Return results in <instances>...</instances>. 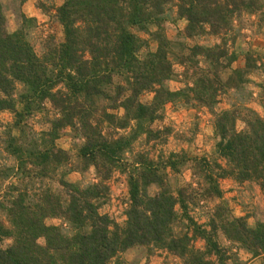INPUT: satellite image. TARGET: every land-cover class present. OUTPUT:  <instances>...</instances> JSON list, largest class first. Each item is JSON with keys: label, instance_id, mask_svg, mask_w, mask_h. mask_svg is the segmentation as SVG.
Listing matches in <instances>:
<instances>
[{"label": "trees", "instance_id": "1", "mask_svg": "<svg viewBox=\"0 0 264 264\" xmlns=\"http://www.w3.org/2000/svg\"><path fill=\"white\" fill-rule=\"evenodd\" d=\"M15 1L19 27L10 32L0 0V115L14 117L0 145L17 161L21 177L0 196V264H127L122 256L135 247L165 250L183 264H242L221 246L220 233L264 264V222L250 226L247 217H234L219 186L220 179L256 181L264 191V119L252 114L246 128L237 129L248 110L245 99L251 98L246 75L264 73V63L249 52L244 69L225 75L239 58L228 47L238 38L234 21L257 16L263 26L264 0H64L55 11L64 39L50 37L42 55L29 38L37 20L21 9L29 0ZM177 19L186 28L171 39L167 23ZM209 36L221 42L188 43ZM150 42L157 44L154 52ZM175 66L184 69L181 76ZM179 77L185 87L171 91L167 82ZM260 88L264 97V84ZM230 92L236 106L216 112L219 97ZM145 93L153 95L150 103L141 100ZM169 104L215 114L216 154L226 167L218 159L184 153L159 162L139 153L129 165L142 137L163 144L172 133L153 129ZM37 114L48 125L40 132L29 126ZM67 129L80 141L76 161L57 146ZM91 167L97 183L68 180ZM186 169L195 182L173 188L169 172L181 175ZM116 171L127 175L129 186L122 226L100 214ZM14 174L15 167L0 170L2 180ZM152 187L158 188L153 195ZM208 203L215 205L205 228L189 212ZM49 219L62 224L48 225ZM197 240L203 250L194 247Z\"/></svg>", "mask_w": 264, "mask_h": 264}, {"label": "rangeland", "instance_id": "2", "mask_svg": "<svg viewBox=\"0 0 264 264\" xmlns=\"http://www.w3.org/2000/svg\"><path fill=\"white\" fill-rule=\"evenodd\" d=\"M2 2L4 3L8 18V30L14 32L19 27L14 9L20 2L15 0H2ZM63 3L64 0H29L21 8L22 12L25 13L27 17L37 20L36 26L31 30L29 38L39 55L43 54L45 45L47 44L46 42L50 37H54L57 42H62L64 39L63 27L55 18L56 8L62 6ZM32 11H35V14H37L35 17L29 16L34 14ZM171 15L173 19L178 16L175 6L171 9ZM258 19L257 16L244 15L240 20L234 21V26L236 31H238V38L235 43L230 41L228 47L231 52L239 54V58L225 74L226 76H229L234 70L245 68L246 54L249 52L259 57V65L264 63V25H260ZM186 24L187 22L185 20L177 19L176 22H172V20L169 21L166 27L168 37L171 39L176 38L179 32L185 30ZM140 36L147 38L143 33L140 34ZM220 42L219 38L209 36L197 40H189L188 43L191 46L196 44L212 46ZM156 49L157 44L155 42H150V50L154 52ZM183 70L181 66H175L176 74L181 76ZM246 76L250 81L247 86V91L251 94V98L245 99L246 102L244 103V107H247L248 110L243 113L244 119L237 122L238 131H243L246 128L245 122L250 119V115L252 114L264 119V97L262 96V90L260 88V86L264 84V73L260 69L249 72ZM180 78L181 77H179V79ZM166 86L171 91H178L185 87V83L183 79H180L178 81H169ZM152 98L153 95L151 93H145L142 95L141 100L144 103H150ZM235 102L232 92L223 94L219 97L218 104L215 106L214 110L216 112L230 110L236 106ZM47 107L51 109L50 104H47ZM50 113L52 114V111ZM118 114H123V111H118ZM44 119L45 117L43 115L37 114L29 120V126L37 132L45 130L48 128V125L45 123ZM215 120V114L208 108H183L181 106L169 104L166 106L164 118L156 122L153 125V129L157 131L170 128L172 133L167 136L166 142L163 144L160 142L148 143L145 138L142 137L134 145V155L132 157L130 156L129 165L133 164L135 161L134 156L139 153H146L148 157L155 162L165 160L172 153H184L190 158H207L211 160L215 158L218 159V162L221 163L223 167H226L227 161L218 158L216 154L218 138L215 134ZM13 121V114L5 112L0 115V138L4 135L6 127L10 126ZM14 134H17V132L15 131ZM57 146L62 150L68 151L73 160L76 161L80 141L72 137L69 129L61 133L60 139L57 141ZM2 149L0 145V170L4 171L8 167H15L16 174L12 175L8 180H2L0 178V196L4 195V192L11 184H18L17 182L21 177L20 173L17 172V161L12 159V157ZM169 176V182L172 184L173 188L185 187L195 182L192 171L188 169L184 170L181 175H175L169 172ZM68 180L73 183H81L82 186H87L90 183H97L99 181L94 167L89 168L85 175L79 172H73L68 176ZM52 184L57 186V181L54 180ZM107 185L109 187L108 197L100 209V214L110 216L117 224L122 226L127 220L126 212L129 206L127 175L116 171L107 182ZM219 186L223 192V200L229 206L234 217H247L250 226H255L258 222H264V191L261 189L258 182L253 181L241 184L233 179H220ZM149 192L153 195L158 192V188L152 187ZM214 205V203H208L207 205L202 204L197 208H191L189 212L190 216L198 225L209 228L207 224L210 220V210ZM177 209L179 210L178 207ZM47 224L59 226L62 222L58 219H49L47 220ZM185 224H187V220ZM181 228L182 227L178 225L176 232H180L182 230ZM218 241L224 248L231 249L232 254L237 256L239 263L261 264V258H253V256L242 247L235 244L232 245L221 233L218 236ZM40 242L44 244L43 240ZM193 245L198 250H203L205 248L202 240L195 241ZM122 258L127 264H183L181 259L165 250H152L147 247L132 248L124 253ZM233 262L232 260L229 264H234Z\"/></svg>", "mask_w": 264, "mask_h": 264}, {"label": "crops", "instance_id": "3", "mask_svg": "<svg viewBox=\"0 0 264 264\" xmlns=\"http://www.w3.org/2000/svg\"><path fill=\"white\" fill-rule=\"evenodd\" d=\"M34 14H31V15H29V13H28V15L30 16V17H35L37 14H35V11H32ZM32 12H30V13H32Z\"/></svg>", "mask_w": 264, "mask_h": 264}]
</instances>
